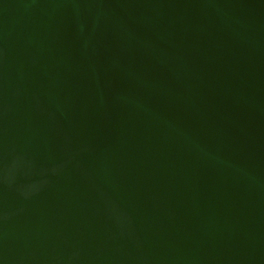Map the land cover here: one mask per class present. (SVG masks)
Wrapping results in <instances>:
<instances>
[{
  "label": "water",
  "instance_id": "1",
  "mask_svg": "<svg viewBox=\"0 0 264 264\" xmlns=\"http://www.w3.org/2000/svg\"><path fill=\"white\" fill-rule=\"evenodd\" d=\"M0 264H264V0H0Z\"/></svg>",
  "mask_w": 264,
  "mask_h": 264
}]
</instances>
